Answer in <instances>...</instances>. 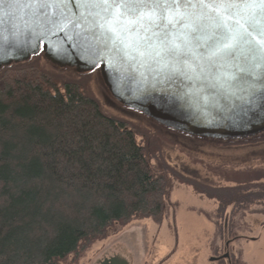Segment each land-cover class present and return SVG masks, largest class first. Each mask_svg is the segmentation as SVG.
<instances>
[{"label":"trees","instance_id":"trees-1","mask_svg":"<svg viewBox=\"0 0 264 264\" xmlns=\"http://www.w3.org/2000/svg\"><path fill=\"white\" fill-rule=\"evenodd\" d=\"M40 60L0 72V264H78L133 218L162 222L172 187L85 85Z\"/></svg>","mask_w":264,"mask_h":264},{"label":"flooded vegetation","instance_id":"flooded-vegetation-1","mask_svg":"<svg viewBox=\"0 0 264 264\" xmlns=\"http://www.w3.org/2000/svg\"><path fill=\"white\" fill-rule=\"evenodd\" d=\"M42 66L48 67L45 62ZM62 73L70 80L80 77L73 72ZM80 78L88 79L92 96L103 110L117 118L124 131L134 133L136 143L147 152L153 175H166L171 183L162 222L152 217L131 221H151L161 232L173 224V235L168 231L171 238L158 235L146 264H226L216 261L222 256L225 223L231 241V264H264V198L239 205L236 194L230 192L247 187V195L264 197L259 187L264 185V134L232 142L189 136L125 110L109 96L96 72ZM244 183L246 186H240ZM185 224L203 226V232L195 236L196 255L181 254L183 246L189 247L185 231L180 236ZM113 259L128 260L113 255L98 264Z\"/></svg>","mask_w":264,"mask_h":264},{"label":"water","instance_id":"water-1","mask_svg":"<svg viewBox=\"0 0 264 264\" xmlns=\"http://www.w3.org/2000/svg\"><path fill=\"white\" fill-rule=\"evenodd\" d=\"M69 8L72 19L79 20L83 10L77 8L76 0H72ZM91 19L88 23L80 20L78 27L66 24L60 30L47 17L6 0L0 5V42L3 43L0 72L42 56L58 71L79 76L96 72L109 96L125 110L177 132L221 142L264 134V98L250 97L236 81L225 83L224 73L218 79L186 80L180 76L164 79L150 72L149 64L142 67L137 60L123 59L116 48L105 45L106 37L101 30L90 27ZM3 37L7 40L3 41ZM97 59L99 63H93ZM230 244L225 223L223 255L217 262L231 264ZM101 264L131 263L113 259Z\"/></svg>","mask_w":264,"mask_h":264},{"label":"snow or ice","instance_id":"snow-or-ice-1","mask_svg":"<svg viewBox=\"0 0 264 264\" xmlns=\"http://www.w3.org/2000/svg\"><path fill=\"white\" fill-rule=\"evenodd\" d=\"M10 2L60 30L91 17L90 27L101 30L105 45L123 59L149 64L164 79H218L224 73L225 83L236 81L250 97L264 98V0H76L83 10L79 20L72 19V0Z\"/></svg>","mask_w":264,"mask_h":264},{"label":"rangeland","instance_id":"rangeland-1","mask_svg":"<svg viewBox=\"0 0 264 264\" xmlns=\"http://www.w3.org/2000/svg\"><path fill=\"white\" fill-rule=\"evenodd\" d=\"M40 66L48 71L51 74H54L57 77L63 78L65 82H78L85 85L86 88L93 94L92 88L88 84V79H83L78 77L71 78L75 80L67 79L66 76L62 72L68 71H58L49 66L42 58L39 61ZM42 62H45L48 67L42 66ZM49 68V69H48ZM79 76V75H78ZM173 224H169L163 232L161 229H158V226L152 225L151 221H141V222H131L124 228H119L117 233L113 235V237L109 238L107 241H102L100 243L95 244L88 253L80 259L78 264H98L102 262L105 258L113 256V255H121L129 260L131 264H146L148 262L149 257L151 256V248L155 247L157 243V237L159 235L160 238L166 239V235L171 238V234L168 231L172 232L173 235ZM224 226V225H223ZM218 226L219 229L223 227ZM177 227V224H176ZM118 228V227H117ZM120 231V232H119ZM185 231V243L189 244V247H182L181 254L191 253V255H196L193 252V249L197 248L198 241L195 240V236L201 234L203 232V226L199 224H185L182 228L180 236L182 238V234ZM179 232V230H178ZM161 233V235H160ZM198 238V237H197ZM224 248V246H223ZM219 254V253H218ZM215 253V255H218ZM223 255V251H222ZM73 256H71L67 262V264H74ZM225 263V261H221ZM77 264V263H76Z\"/></svg>","mask_w":264,"mask_h":264}]
</instances>
